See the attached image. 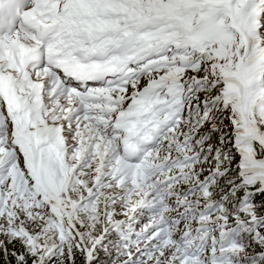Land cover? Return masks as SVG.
Here are the masks:
<instances>
[{
    "label": "snow or ice",
    "instance_id": "6c2138e0",
    "mask_svg": "<svg viewBox=\"0 0 264 264\" xmlns=\"http://www.w3.org/2000/svg\"><path fill=\"white\" fill-rule=\"evenodd\" d=\"M0 264H264V0H0Z\"/></svg>",
    "mask_w": 264,
    "mask_h": 264
}]
</instances>
